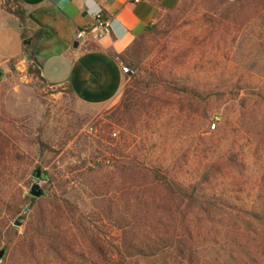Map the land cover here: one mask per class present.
Returning a JSON list of instances; mask_svg holds the SVG:
<instances>
[{
  "label": "rangeland",
  "instance_id": "374dc122",
  "mask_svg": "<svg viewBox=\"0 0 264 264\" xmlns=\"http://www.w3.org/2000/svg\"><path fill=\"white\" fill-rule=\"evenodd\" d=\"M219 1L190 0L167 32L148 38L147 58L136 71L146 74L161 68L173 49L200 32L203 10L219 7ZM258 1L253 0L252 6L260 9ZM18 4V0H0V26L13 23L15 16L7 8L15 9ZM236 34L234 40L208 49L201 62L197 57L188 60L184 71L211 81L218 74L224 75L227 84L240 82L238 94L234 88L223 87L226 94L216 95L205 115L181 105L177 95L162 93L159 88L155 94L161 100L155 111L150 117L143 113L132 130L128 122L123 124L113 115L125 87L134 84V78L127 75L129 66L121 60L128 71L123 70L125 84L120 98L115 104L93 106L70 90L50 85L31 73L30 50L9 60L0 57V250L6 248L5 256L17 239L9 226L22 212H28L26 223L32 218L29 190L37 169L41 170L39 180L47 189V197L72 203L80 222L95 229L99 226L109 255L115 252L112 242L119 239L120 230L97 214L102 202L95 185L115 186L117 175L109 160L118 158L113 149L121 146L126 156H137L147 163L159 161L173 168L182 160L172 176L183 181L194 177L221 150L231 146L243 149L249 154L248 166L243 172L235 171L239 184L231 185L233 180L226 179L228 189L240 194L249 210H263L264 124L260 98L264 97V9ZM45 172L53 174V187L43 178ZM246 218L204 225L192 264H264V231L256 220ZM78 245L85 250L81 235Z\"/></svg>",
  "mask_w": 264,
  "mask_h": 264
},
{
  "label": "trees",
  "instance_id": "16d2710c",
  "mask_svg": "<svg viewBox=\"0 0 264 264\" xmlns=\"http://www.w3.org/2000/svg\"><path fill=\"white\" fill-rule=\"evenodd\" d=\"M252 3L253 0H220L219 7L203 10L200 32L173 49L161 68L140 74L136 69L147 58L148 38L167 32L176 21L177 13L186 9L190 0H179L178 5L166 9L124 52L115 55L129 66L127 75L134 78V84L125 87L123 99L113 115L123 124L128 122L129 130L136 128L143 113L150 117L155 111L161 100L155 94L159 88L162 93L177 95L181 105L201 110L205 115L215 96L226 94L223 87L234 88L238 94L242 89L240 82L227 84L228 78L219 74L214 81L205 80L185 72L184 68L188 60L197 57L201 62L208 49L211 51L221 42L234 40L236 33L264 9V0L256 3L260 9ZM17 6L7 11L18 18L25 38L29 19L22 5ZM30 62L31 73L44 80L32 51ZM260 99L264 124V97ZM113 150L118 155L109 160V163L113 161L110 164L113 174L117 175L115 186L97 184L95 193L102 202L97 214L120 230L119 239L112 242L115 252L109 255L111 251L100 227L95 229L81 223L75 206L68 200L33 197L32 218L22 232L14 225L9 226V232L17 239L0 264H192L207 223L240 222L248 217L249 221L260 223L264 231V209L249 210L240 194L229 191L226 182L228 178L233 180L231 185L241 182L235 171L243 172L248 166L249 154L245 150L235 146L221 150L186 181L172 176L173 169L182 165V160L171 168L163 162L147 163L137 156H126L123 146ZM43 178L53 187L52 173L45 172ZM2 233L0 229V236ZM78 235L84 240L85 250L79 249Z\"/></svg>",
  "mask_w": 264,
  "mask_h": 264
},
{
  "label": "crops",
  "instance_id": "0c3cea01",
  "mask_svg": "<svg viewBox=\"0 0 264 264\" xmlns=\"http://www.w3.org/2000/svg\"><path fill=\"white\" fill-rule=\"evenodd\" d=\"M29 22L17 17L0 26V57L16 58L25 49L34 53L41 76L53 86L70 90L88 105L115 104L125 84L121 61L115 55L128 46L166 9L179 0H18ZM104 10L112 18L110 32L99 40L78 41L76 32L95 22ZM29 40L25 44L26 40ZM28 46V48H27ZM26 54V53H25Z\"/></svg>",
  "mask_w": 264,
  "mask_h": 264
},
{
  "label": "built area",
  "instance_id": "2783aa9c",
  "mask_svg": "<svg viewBox=\"0 0 264 264\" xmlns=\"http://www.w3.org/2000/svg\"><path fill=\"white\" fill-rule=\"evenodd\" d=\"M135 3H139L141 0H130ZM112 18L106 14L104 10H99L95 15V22L91 25L84 26L76 32V39L78 41L86 40H99L102 36L110 32ZM124 71H128V68H123ZM213 129L216 127L212 125ZM90 132L93 131V127L89 128ZM116 135V133H115Z\"/></svg>",
  "mask_w": 264,
  "mask_h": 264
},
{
  "label": "water",
  "instance_id": "95a60500",
  "mask_svg": "<svg viewBox=\"0 0 264 264\" xmlns=\"http://www.w3.org/2000/svg\"><path fill=\"white\" fill-rule=\"evenodd\" d=\"M29 42V40L27 39L25 41V44H27ZM33 182L31 184L30 190H29V194L34 197V198H42V197H47L48 196V192L47 189L42 185V183L40 182V178L42 177V173L40 169H37L34 171L33 173ZM28 218V212H22L14 221V225L16 227H23L27 221ZM5 253H6V248H2L0 250V259H3L5 257Z\"/></svg>",
  "mask_w": 264,
  "mask_h": 264
}]
</instances>
